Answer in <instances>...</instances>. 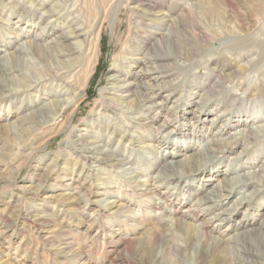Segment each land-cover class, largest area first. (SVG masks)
<instances>
[{"label": "rangeland", "instance_id": "rangeland-1", "mask_svg": "<svg viewBox=\"0 0 264 264\" xmlns=\"http://www.w3.org/2000/svg\"><path fill=\"white\" fill-rule=\"evenodd\" d=\"M41 1L39 0V2ZM61 1L65 3V6H63V2L61 4ZM79 1L80 3H77ZM83 1L85 0H58L60 3L56 5V0H47L44 3L45 6L37 5L36 8L33 0H17V5L13 2L5 6L0 4V58H6L8 52L15 49L14 46L21 45L24 40L31 39V32L33 34L40 32L48 42L57 38L60 27L69 33L68 24L73 23L81 26L82 17L77 12L72 13L71 11L75 7H72L73 4L81 6ZM200 1H202V9H211L203 18L204 23L203 20L201 23L204 26L212 25L224 36L220 35L212 42L205 41L206 44H202V49L193 57L180 58L178 63L184 69L179 72L180 76L176 77L175 81L180 82L188 72L190 73V70L191 73L195 70L197 74H201L211 72L213 66L219 69L220 64L214 62L219 56L226 55L234 63L242 59L237 62L236 67L234 66L235 69H238L236 71L241 74L238 82H243L244 85L254 84L257 78L264 75V0H229L218 3V5H210L205 0ZM3 2L8 3L7 1ZM185 2L189 5L196 3L195 0H185ZM110 3L105 9L107 17L102 18L101 51L98 65L95 74L92 75L86 86L85 97L72 113V115L74 114L73 119L70 116L67 125L59 128L61 131L51 134L39 146L35 143L41 135V131L37 130L33 134L34 129H30L28 122L18 125L20 113H16L18 106L15 102L22 100L20 110L28 114L37 113L38 116L35 120L45 124L47 118L42 106L54 109L53 101L56 99L72 98L71 94H68V86L65 83L61 81L62 83L59 84L60 80L51 81L46 75L49 72L48 67L56 61L58 62V58L54 53L50 58L42 55L44 58L42 60L35 55L26 54V52L29 53L26 51L23 56L25 63L18 65L12 63L11 60L9 62L0 61V87L3 92L14 88L16 91H20L28 85L24 91L20 92L22 96L15 97L5 103L0 102V125H2L0 127V160L7 159L5 165L0 163V264H233L236 257L242 255L238 250L240 243L231 242L230 249L222 250L221 246L219 247L216 242L214 244L211 239L198 240L195 233L189 234V232L180 229L175 224V220L180 216L188 215L189 206H191L190 209L199 207L198 196L204 192L214 191L220 183H223L222 181L226 180V176L230 178L235 174H241L239 169L234 168L237 161H231L227 156L221 157L222 159L216 160L215 172H213L214 169H209L206 175L203 173L193 181H189V174L170 176L172 170L163 169L167 165L166 163L172 164L186 158L188 154L205 150V138L207 140V136L216 132L217 125L222 123V119L227 120L228 118V111L224 110L225 103L223 101L225 99L218 97V100H223L222 103L215 101L216 105L213 106L210 102L208 105H204L199 113L196 105L199 106L203 103L202 95L206 92V86H210L212 82L211 78L210 80L192 79V83L190 81L188 85L191 102L183 99V102L187 103L184 107L185 114L182 117L179 116L177 120L170 118L173 119V128L184 130L186 139L174 137L173 133L171 135L163 134L162 138L160 134L154 133V130H142L141 128L134 130L132 127L124 128V130L137 138L141 134H146L149 137L143 138L145 140L141 139L142 143L138 144L129 141L126 136L121 138L120 132L111 134L113 131L111 125L114 124L116 114L112 111H105V108L100 105L101 100L103 97L111 95L114 74H116L115 77L119 76V79H122L118 81V84L132 80V77L111 71L112 57L120 54L118 52L122 47L121 42L125 39L129 26L135 24L140 30H143L144 24L141 23L140 18L135 17L138 21L135 23L133 17H130L129 9L134 6L132 0H111ZM24 6L31 10L35 9L42 17H47L50 24L54 21L56 14H50L49 8H52L54 13L60 11L57 14V16H61L56 21L57 30L49 28L51 25L42 28L45 22L36 16L28 19L29 13L26 14L22 11ZM175 10L174 6L171 11ZM231 10L236 12L232 16L228 15V11L231 12ZM115 13L116 19L111 25V18ZM62 17L64 18L62 19ZM27 19L28 21H26ZM116 23L117 26H115ZM246 23H249L250 26H245ZM28 25H31L29 33L26 32L29 29ZM159 26L161 25L159 24ZM239 37L248 38L247 44L240 47H243L242 49L234 46V41ZM255 42L258 43L257 46ZM260 43L263 47L259 49ZM122 56L126 57V61L127 58L129 60L128 55L123 54ZM124 59L122 62L121 60L117 62V68L126 67ZM240 65L243 67L242 70L239 69ZM256 67L258 68L256 69ZM189 77L192 78V75L190 74ZM14 80H20V83H14ZM195 82L200 83L199 86ZM23 83L25 85H22ZM225 84L231 85L229 82H225ZM241 86L242 84L239 87ZM61 92L63 93L61 94ZM175 97L178 98V94L174 95L171 101H175ZM255 98L257 99L256 96ZM257 100L249 101L250 104L245 102L246 106L248 105L247 109L255 104L251 107L252 116L247 118L245 113V115L240 114L241 116L237 119L248 121L251 117L255 118L257 116L255 113L258 112L259 117L256 120L263 118L264 100ZM171 101L167 102L165 109L156 120L157 123L163 120L167 108L169 110L172 107L173 102ZM178 103L176 104L179 107L181 101ZM174 107L176 106L171 109L176 110ZM216 112L218 114L215 117L214 113ZM193 114L197 116L194 119ZM237 114L239 113L234 110L232 115ZM127 115V120L123 117L125 122L128 119H133L131 117L134 116L128 110ZM198 116L200 117L198 118ZM212 118H214L213 121L208 123ZM108 120L112 121L108 122ZM256 120L253 129L260 125L264 126V121ZM230 122L228 119L227 127ZM8 126L12 132L10 129L8 132L4 131ZM235 126L229 127L231 134L241 132L242 127L239 124ZM29 130H31L30 134ZM143 131L144 133H142ZM192 132L197 136L202 135L203 139L195 141L196 139L190 137ZM261 136L262 134L258 137L259 141L255 140V144H248L247 153L241 152L237 158L240 164L254 169V165L263 160L264 136H262L263 140ZM223 137L226 138V135L220 138ZM118 139L121 141L119 142ZM31 142L35 146L30 144ZM147 144L148 146H146ZM186 145H189L190 148L185 149ZM241 148L237 147L233 156L234 154L239 155ZM100 151L106 152V154L110 152L111 160L124 158V163L122 165L108 163L109 166L102 164L99 159L104 156ZM16 154L20 155L21 160L15 161ZM248 156L251 157L248 158ZM112 162L117 163L116 161ZM161 164L165 166L161 167ZM183 178L188 181H181ZM175 179L181 182L177 181V183L171 184L170 181ZM41 182L42 186L37 188L36 186ZM238 191L248 194V190L236 189L224 201L222 208L214 206L205 212L204 219L211 217L212 222L205 226L204 233L211 234L210 236L217 240L220 237L229 240L233 236L240 237L237 233L238 230L234 229L238 224L250 226L252 229L258 228L256 226L259 225V221L264 219V193L260 197L245 195L246 201L248 200L247 205L234 206L236 200L240 199L241 193H237ZM77 197L83 200V203H79L81 208L77 207L74 202V198ZM191 204L197 205L192 206ZM120 205H124L123 209L125 207L128 209L127 212H123L122 216H120L121 211H117ZM187 207L188 209H186ZM226 208L234 210L231 215H225L227 216L225 221L218 222L212 218ZM22 212L24 215H28L24 217ZM38 216H40L39 219H45L41 222L42 224L35 222ZM126 216L128 217L125 219ZM184 220L195 225L199 224L200 218L196 221L186 217ZM131 221H134L137 226H132ZM232 245L236 246L235 249ZM253 248L257 252L261 251L264 256L262 243L259 245L257 243ZM261 256L254 259L264 264V258Z\"/></svg>", "mask_w": 264, "mask_h": 264}, {"label": "bare ground", "instance_id": "bare-ground-1", "mask_svg": "<svg viewBox=\"0 0 264 264\" xmlns=\"http://www.w3.org/2000/svg\"><path fill=\"white\" fill-rule=\"evenodd\" d=\"M3 1H7L8 3L5 4ZM33 1L35 2V8H36L38 7L37 5H44V3H46L45 1L47 0H42L41 1L42 3L39 2V0H33ZM205 1L207 3H210V5H218V3L228 2L229 0H205ZM205 1L203 2L205 3ZM12 2L16 4L17 0H0V4L4 6L9 5V3H12ZM62 2L63 1H61V4ZM110 2L111 0H85L83 1L84 4L82 3L81 6L73 4L72 7L74 6L75 7L73 8V10L71 9L72 10L71 12L72 13L77 12L78 15L82 17L81 24H80L81 26H77L78 24L75 25L73 23L68 24L67 27H69L70 29L69 33H66V31L60 27L59 29L60 32L57 35V38L56 39L53 38L49 40L48 42H46V39L43 38V36H41L40 32L39 33L35 32L36 34L34 33L35 34L34 35L33 32H31V25H28L27 27H29V29L26 32L32 33L30 35L31 39L29 38V40L27 41L24 40V42L21 45H18L16 43L17 46H14L15 49H12V51L8 52V56L6 58L4 59L0 58V61L5 60L9 62L11 60L12 63H16L18 65L25 63V61L23 60V56L26 51L29 52V53L26 52V54L35 55L39 59H42V60H44L42 55L43 56L45 55L46 57L48 56V58H50V57H53L54 53H55V56L58 58V62L56 61L55 63H52V65L48 67L49 72H47L46 75L48 79H50L51 81L60 80L58 82L59 84L62 82L65 83L66 86H68L67 87L68 94L70 93L72 98L66 99V100L56 99V101H53L54 109H49V107L42 106V109H44L43 112L46 114V118H47L45 124H42L38 122L37 120H35L36 116H38L37 113L28 114L20 110L22 106V102H21L22 100H18L15 102L18 106L16 113H20V122L18 125L19 126L24 125L26 122H28L30 129H34L33 134L37 132V130L41 131L40 132L41 135L39 136V138L37 137L38 138L37 141L35 139L36 141L35 145L36 144L37 146L41 145L51 134L57 133L59 130L61 131V129L59 128L64 125H67L68 121L70 120V116L73 119L74 114L72 115V113H74L75 108H77L80 105L81 100L85 97L86 86L88 85L89 80L92 77V75L95 74V70L98 65L99 53L101 51L100 41L102 38H101L100 29H101V25L103 21L102 18L107 17L105 15L106 14L105 9L109 5ZM56 3L55 4L58 5L60 2L56 0ZM77 3H80V1ZM132 3H134V6L130 7L129 15L130 17H133V22L137 23L138 21L135 17H138L141 19V23L144 24L143 27L148 28V29L143 28V30L142 29L140 30L135 24L129 26L126 37L121 42L122 47L118 52L120 54L112 57L111 71L120 72L121 75L124 74V76L126 77H132L133 81L129 80L127 83L118 84V81H121L122 79H119V76L115 77L116 74H114V77L112 79L114 80L112 81L114 85L111 87V90H112L110 93L111 95L107 97H103V99L101 100L102 103H100V105L102 106V108H105L104 109L105 111H109V112L112 111L116 114V117H114V124L111 125V127L113 128V131H111V134H117L118 132H120L121 138L126 136L129 138V141L137 142L138 144L142 143L141 139L145 137H149L146 134L145 135L141 134V136L137 138V136L135 137L131 135L130 133H126V131L124 130V128L127 129L128 127H132L134 130H136L137 128H141L142 130H145V129H149L152 131L154 130L155 131L154 133L160 134L162 138H163V134L171 135L173 133L172 136L174 137L178 136L182 139H186L184 130L181 128H178V129L173 128L172 121L173 119L177 120L179 116L182 117L186 112L184 110V107L185 105H187V103L183 102L184 101L183 99L190 101L189 99L190 90L188 87L189 82L191 81L192 83V79L194 80V79L204 78V79L210 80L211 78V82H212L211 85L206 86L205 88L206 92H204L202 95L203 103L200 104L199 106L197 104L196 109L200 113L204 105H208V103L212 102V105L214 106L216 105L215 101L217 102L223 101V100H218V97L224 98L225 99L223 101L225 103L224 110L228 111L227 120L229 119L231 121L229 126L228 127L226 126L227 120L222 119L223 120L222 123L220 125L219 124L217 125L216 132L210 134V136H207V140L205 138L206 143H204V146H205L204 151L198 150L193 154H190V155L188 154V156L182 160L175 161L172 164L166 163L167 164L166 166L161 164L160 166L161 167L165 166L163 167V169L172 170V173L169 174L170 176L175 175L177 177V175L189 174V181L191 180L193 181L197 179L199 176H202L203 173L206 175L207 172H209L208 171L209 169H214L213 172H215V165L217 164L216 160L221 157L225 158L227 156L228 159H231V161L233 160L237 161V164L234 165V168L236 170L239 169L238 171H240L241 174L238 173L240 174L239 176L238 174H235L233 177H230V178L226 176V180L222 181L223 183L218 182L220 183V185H218V187L214 191H212L211 193L204 192L202 195L198 196L197 200L199 201L198 203L199 207L197 206L198 208L194 207L193 209H190L191 206H189V214H188L189 216L188 215L180 216L179 219L175 220V224H177V226L180 229L184 230L185 232H189V234L195 233V235H197V237L199 238L198 240H201L203 238L209 239V240L211 239L212 241H214V244L216 242L219 247L221 246L220 249L225 250V251L231 248V245H230L231 242H236L237 244L240 243V246H238L239 247L238 250L241 251L242 255L236 257V260L233 261V264H261L259 261H256L254 258L257 256L260 257L261 255H262L261 257L264 258L263 253H261V251L260 252H257V250L255 251L253 247L257 243L258 245L262 243V245L264 246V219H262V221H259L260 222L258 223L259 225L256 226L258 228H254V229L244 224L236 225L234 229L240 231V232L237 231V233H239L240 235L239 238L238 237L236 238L233 236L232 239L230 237L231 240L230 239L228 240V238L220 237V239L217 240L215 238H212V236H210L211 234L207 235L206 233H204L206 231L205 226L211 223L212 220L210 219L211 217L210 218L208 217L209 219L207 218L204 219L203 216L206 214L205 212L209 208H212L214 206H218L219 209L222 208L221 206H223L224 201H226L228 196L234 191H236V189H245L246 191L248 190V194L246 195L242 191H238L237 193H241L240 199L236 200V203L233 204L234 206L235 205L245 206L246 202L248 201V200L246 201L244 197L245 195L247 197H249L248 195H250L251 197L253 196L260 197L264 193V158L263 160L259 161L256 165H254V169L253 168L250 169L246 166H243L237 160L241 152L247 153L248 144L250 143L255 144L256 143L255 140L258 139L260 134L264 136V126L260 125V127L253 129V125H255V120L257 117H259L258 116L259 112L255 113L257 114L255 118L251 117V119L248 121H246V119H237V117L239 118V116H241L240 114L245 115L246 113L247 118L253 115L251 114L252 112L251 107H253L255 104H252L251 107H249V109H247L248 105L246 106V104H250V102H254L257 99L264 100V75L261 78L260 77L257 78L254 84L244 85L243 82H238L241 78V74H239L238 71H236L238 70L237 68L236 69L234 68V66L236 67V64H238L237 62L242 59H239V60L236 59L237 61L233 60V61H236L234 63L226 55L224 56L221 55L215 60L214 63L220 64L219 66H221L222 68L220 67L218 69L213 66V68H211V72L201 73V74H197L195 70L194 72L191 73V70H190V73L188 72L180 82H176L175 78L176 77L178 78V76H180L179 72H181L184 69V67L178 63V60L180 58L186 59L189 57H193L202 49L205 41L212 42L215 39L219 38L218 36L223 35L222 32H220L216 28H213L212 25L211 26L203 25L204 23L203 18L206 17V14L211 9H208V10L202 9L201 7L202 1L200 0L190 5L186 3L185 0H132ZM63 6H65V3ZM174 6L176 7V10L171 11L174 8ZM64 8H68V7H64ZM51 9L49 8L48 12L50 14H56L55 19L52 22V24H50L51 22L47 17H42L41 14H38L35 11V9L34 10L32 9L33 10L32 11L31 9L24 6L22 11H24L26 14L29 13L28 19H31L33 16H36L37 18H39V20L43 19L45 24L42 28L48 25H51L49 28L51 29L53 28L57 30L56 21L59 18H61V16H57V14H59L60 11H58V13L57 12L54 13L52 11L53 9L52 10ZM113 11L115 12V10H112V12ZM103 12H104V15H103ZM235 13L236 12L234 10H231V12L228 11V15H231V16ZM51 16H54V15H51ZM63 18L64 17H62V19ZM28 19L26 21H28ZM115 19H116V13L111 18V25L114 23ZM202 20H203V23H201ZM254 22L256 21L254 20ZM159 24L161 26H159ZM115 26H117V23L115 24ZM245 26H250V25L249 23H246ZM241 37H239L236 41H234V46H237L240 48L241 46H245L247 44L246 42L248 38L245 39ZM73 39L77 42H75ZM257 44L258 43H256V46ZM261 45H262L261 43L260 45H258L259 49L263 47V46L261 47ZM123 54L128 55L129 60L127 58V61H126V57L122 56ZM123 59L124 61H126V67L124 66L123 68H117V62H119L120 60L122 62ZM250 62L252 61L250 60ZM240 66L241 67L239 66L238 67L240 70H242L243 67L242 65ZM135 68H138V69L136 70ZM257 68L258 67H256V69ZM190 74L192 75V78L189 77ZM198 82H195L197 86H199L198 84H200ZM225 82H229L231 85L228 86L227 84H225ZM14 83H20V80H14ZM214 83H216L215 86H214ZM240 84H242L241 87H239ZM22 85H25V83H23ZM25 87H23L20 91H16V89L14 88V89L8 90V92H5V91L3 92L2 88L0 87V102L5 103V102H8L9 100L15 99V97L22 96L20 92L24 91ZM216 88H219V89H216ZM12 90L15 92H13ZM184 90L185 92H183ZM163 92H165L166 94L163 95L162 94ZM62 93L63 92H61V94ZM176 94H178V98L175 97V101L174 100L171 101L174 98V95ZM255 96L257 97V99L255 98ZM169 101L173 102V105L171 106L172 107L176 106L174 107L176 110H172L173 109L172 107H170L169 110L167 108V112H165L164 114L165 116L163 120L160 123H157L156 120L160 117V113L163 112V110L166 107L167 102ZM179 101H181V103H180V106L178 107L176 103H178ZM245 102H248V103L245 104ZM14 109L16 108L14 107ZM127 110L130 113L134 114V116L131 117L134 119V121L133 119H128V121L125 122V119L127 120V117H128ZM234 110H236L239 114L232 115ZM218 112L214 113L215 117L217 116ZM119 115L121 116L119 117ZM192 116H193V119L197 117L195 114H193ZM123 117L125 119H123ZM171 117L173 119H170ZM199 117L200 116H198V118ZM263 118L259 120L264 121L262 120ZM213 119L214 118L210 119L208 123H211ZM259 120H256V121H259ZM110 121L112 120H108V122ZM236 124H239V126L242 127L241 132L231 134L230 132L231 130H229V127L235 126ZM1 126L2 125H0V127ZM106 128H108L107 125H106ZM9 129L10 127L8 126L7 128H5L4 131L8 132ZM192 130L194 131V129ZM30 133H31V130H29V134ZM142 133H144V131ZM5 135H8V134H5ZM224 135H226V138L224 137L220 138ZM262 136H261V139H262ZM190 137L196 139L195 141L203 139L202 135L197 136L193 132L192 134H190ZM118 140L119 142L121 141V139H118ZM259 140L260 139H258V141ZM30 144H32V142ZM146 146H148V144ZM237 147H242V148L239 152V155L236 153L237 155L234 154L233 156V153ZM184 148L189 149L190 147L189 145H186L184 146ZM251 150L253 149L251 148ZM100 152L101 154L103 153V156H104L101 159H99V162L102 164H106L107 166H109L108 163H110L111 165H122L124 163L123 162L124 158L111 160V156L109 155L110 152L108 154H106V152H103V151H100ZM12 156H15V155H12ZM245 157L247 158V156ZM250 157L251 156H248V158ZM14 159H16L15 161H19L20 155L17 156L16 154ZM6 160L7 159L0 160L1 165H5V163L7 162ZM112 161H116L117 163L115 164ZM210 175H209V178H211L212 176ZM183 180L188 181V179L186 178L181 179V181ZM177 181L175 179L170 182L172 184V183H177ZM260 183H262L263 185L262 184L260 185ZM41 184L43 183L42 182L39 183V185L36 187L39 188L40 186H42ZM234 187H236V189H234ZM212 194H214L215 196ZM78 198L79 197H77L76 199L74 198V202H76L77 207H80L79 203H83V200L78 199ZM195 205L197 204H193L192 206H195ZM123 206L124 205L122 206L120 205V208H118L117 210L119 212L121 211L120 216H122L123 212L128 211L127 207L123 209ZM186 209H188V207ZM229 209L228 208L222 209L221 213L215 214L212 218L218 222L225 221L226 220L225 217H227L225 215H231L232 210H234L233 208L230 210ZM226 211H228L229 213H225ZM21 214H23V212ZM27 215H24V217H26ZM128 216H126L125 219ZM39 217L40 216L36 218V221H35L36 223H41L45 220V219L43 220V218L39 219ZM186 217L191 218L192 220L194 219L196 221L200 218L199 224L193 225L185 221L184 218ZM130 224L132 226H137V224L134 223V221H131ZM235 247L233 246L234 249Z\"/></svg>", "mask_w": 264, "mask_h": 264}]
</instances>
